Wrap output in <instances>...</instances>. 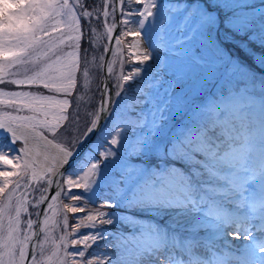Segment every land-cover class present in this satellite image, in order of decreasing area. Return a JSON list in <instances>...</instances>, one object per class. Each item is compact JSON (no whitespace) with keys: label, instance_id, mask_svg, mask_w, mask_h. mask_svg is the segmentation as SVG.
Returning <instances> with one entry per match:
<instances>
[{"label":"snow or ice","instance_id":"snow-or-ice-1","mask_svg":"<svg viewBox=\"0 0 264 264\" xmlns=\"http://www.w3.org/2000/svg\"><path fill=\"white\" fill-rule=\"evenodd\" d=\"M250 2L209 0L206 7L183 9V19L176 28L181 36L173 40L172 49L198 41L214 50L213 58L209 60L206 52L197 55L189 47L191 63L200 67L210 64L223 81V88H235L240 79L237 73H246L251 81L260 74L228 54L215 38L219 14L207 11L211 7L232 12L224 21L229 31L222 33L223 42L245 50L264 68V54L249 47V42L264 47V20L252 22L251 12L246 10ZM178 10L159 0H100L92 11L87 9L86 0H0V135L8 140L0 144V264H103L106 256L89 252L108 234L107 229L96 230L97 224L112 225L113 217L137 221L139 218L130 216L134 210L167 217L171 223H151L148 232L156 241L154 247L138 249L130 264H142L146 256L164 246L182 254L172 251L168 256L156 255V264H264V255L256 251L264 254V190L258 200L247 204L244 185L255 181L256 176L241 175L248 169L229 158L238 138L235 128L222 119V113H217L212 122L197 117L196 105L181 87L183 74L168 83L163 95L159 73L149 75L144 82L142 72H150L147 63L155 57L148 49H141L140 29L159 20L163 32L170 23V14ZM252 11L264 16V7ZM94 12L96 20L103 21V33L91 24ZM84 18H88L85 26L91 35L86 42L89 47L103 48L99 56L93 53L89 58L88 49L81 54ZM133 24L137 25L135 30ZM121 28L123 31H119ZM237 36H247V41L237 40ZM124 37L133 38L127 47L136 49L129 52L127 73ZM105 39L107 43L101 44ZM144 39L147 42L146 35ZM184 52L182 48L174 54ZM101 69L105 76L98 85L97 101L95 94H90V84L93 72ZM112 79L115 82L110 86ZM6 85L34 86L38 90H6ZM257 86L264 89L262 82L252 85ZM257 99L264 108V97H252L241 107H249ZM125 113L130 120L120 119ZM171 114L190 115L172 130L168 123ZM162 129L171 133L167 142L154 143ZM109 135L110 141L106 139ZM129 135L136 140L130 156L147 146L162 163L138 173L127 164L123 171L130 179L121 175L112 182L116 205L128 210L126 213L115 216L112 212L89 210L71 232L67 231V213H85L77 202H91L93 186L98 184L96 177L103 176L101 165L108 157L119 155L112 146H123ZM90 139L91 147L81 156V149ZM21 141L22 146L16 147ZM96 151L103 160L91 156ZM89 158L95 162L85 170ZM260 172L264 178V148ZM62 196L72 203L61 204ZM257 210L259 223L253 224L257 217L252 213ZM228 226H233L232 235L237 239L251 238L254 242L247 246V256L226 252L221 257L212 240L202 241L196 235L207 228L226 235L224 229ZM140 227L143 235V225ZM82 228L88 229L87 234L81 232ZM58 229L62 232L56 236ZM181 231L192 235L182 241Z\"/></svg>","mask_w":264,"mask_h":264},{"label":"rangeland","instance_id":"rangeland-1","mask_svg":"<svg viewBox=\"0 0 264 264\" xmlns=\"http://www.w3.org/2000/svg\"><path fill=\"white\" fill-rule=\"evenodd\" d=\"M159 2L163 4H167L172 8L180 9L174 13L170 14V23L165 26L164 31L162 32L159 25V20H157L155 25L146 23L145 29H140L142 36L146 35L147 42H145L146 48L153 53L155 57L150 62L147 63V68L150 69V72H142V75L145 78V83L147 82V78L151 74L159 73V75L163 78L160 84V93L163 95V89L168 86V83L175 79L178 74H183L184 80L181 82V87L185 89V92L188 97L191 98L192 104L196 105L194 111L197 113V117L204 121L212 122L217 118V113H224L223 109L226 106H229L231 99H238L239 90H242V94L245 96L252 97L257 94V97H264V89L257 87H252V85H256L257 82L264 83V68L259 67L257 63L254 61L253 56L248 55L245 50L241 49L235 44L227 43L225 44L222 40V33L229 31L225 28L224 21L226 16H231L232 12H225L219 8H211L207 7V11L209 12H217L219 14V26L215 30V38L220 41L223 48L227 50L228 54L233 58H238V60L245 65L247 68L253 70L255 73L260 74L258 76L253 77L251 81L248 80V76L246 73H237L236 75L240 77L236 81L235 88H223V81L220 76L216 74L211 65L209 64L207 67H200L191 63V53L187 51L190 47L193 51L196 52L197 55L202 52L207 53V58L211 60L213 58L214 50L207 47V45L202 44L198 41L186 42L184 45H177L175 49H172V42L174 39H177L181 36V33L176 31L178 25L181 24V21L184 16L183 9H190L193 5L199 6L201 8L206 7L209 4V0H159ZM100 3V0H92L91 7L87 8L89 11H92V8ZM264 7V0H251L250 6L246 9L251 12L252 22L254 24H258L260 20H264V16H260L258 12L252 11V9H259ZM80 11H83L80 9ZM88 18H84L82 20V56L83 50L88 49L89 58L94 53L99 56L103 53V48H93L89 47L88 41L91 38L90 33L87 31L85 26V21ZM108 22H112V17L108 18ZM91 24L93 27L97 28L98 33H103L104 28L101 26L103 21L98 22L96 20V13H93V17L91 18ZM135 25V24H133ZM131 25V27L133 26ZM137 26V25H136ZM120 31H123L121 28ZM211 29H208V32L211 33ZM256 31H259V28H256ZM163 36L164 39H160ZM237 40L247 41V36H237ZM124 59H125V67L124 71L127 73L130 68L128 66V62L131 60L129 56L130 49L127 47L128 44L133 42V38L124 37ZM101 44L107 43L106 39L100 42ZM149 44L152 45L149 48ZM156 45H160V47H156ZM249 47L257 54H264V47H260L258 44L249 42ZM115 48V47H114ZM185 49V52L181 55H175L174 52L180 51V49ZM172 49V50H170ZM83 64V61H82ZM142 68L144 66H141ZM23 71V69H21ZM116 71L119 72V66L117 65ZM79 75V74H78ZM101 80H103V70L93 72V80L90 84V94H95V98L98 101L100 99L98 92V85H100ZM114 79H112V83H114ZM6 90H38L36 87L29 88L28 86H15V85H6ZM243 88V89H242ZM42 90V89H39ZM129 94L132 93V85H129L128 88ZM153 92L156 89L152 90ZM177 91H180V88H177ZM242 96V95H241ZM250 100V99H249ZM248 100V101H249ZM256 101H253L254 104ZM256 109L254 107H238L237 109V118L236 120H224L235 128V134L242 139H238L234 144V152L229 154L230 159H236L238 164L244 168H247V172H242L241 175L249 176L255 174V181H248L245 185V191L243 195L248 198L247 204L251 205L253 200L259 199L256 197H260L262 190V185H264V178L261 177L260 172V162L262 157V148H264V126L259 129V132L254 133L248 127H246L245 118L252 119L254 116H258L260 113H264V108L261 107V101L257 99ZM255 106V105H254ZM119 111V110H118ZM246 111V112H245ZM250 115H248V114ZM83 115V113H82ZM172 119L168 121L169 125L172 126V130L175 129V125L182 124L188 120V115L184 116L171 114ZM261 115V114H260ZM120 119L130 120L131 117L125 113ZM237 121V123H236ZM108 124H111L112 121H108ZM81 125L83 126V120L81 121ZM123 127V125H120ZM258 130V129H257ZM170 131L166 133V130L162 129L161 132L154 138V143H166L167 139L170 136ZM49 138H52V134L48 133ZM252 135V136H248ZM263 135V137H262ZM259 138V139H256ZM107 140H111V136L109 135ZM8 140L4 138L2 135L0 136V144H7ZM23 142H18L19 147L22 146ZM107 147V144L104 145ZM136 147V140L133 136L129 135L128 139L124 143V145H113L112 148L118 150L119 155L117 157H108L105 164H102L103 176L97 175L96 179L98 181L97 185H94L95 195L92 196L91 202H77L80 207L85 208V213H67L69 227L67 231L71 232L72 227L76 225L79 219H82L84 215L87 214L89 210H100L105 212L115 213V216H120L123 213H126V210L123 207H118L116 205V199L112 194V182L114 180H119L121 175H124L125 180H129L130 177L127 173H124V166L127 164H131L137 170V173L141 169L150 170L154 166L158 167L162 161L159 157L154 153V151L147 146L144 147L143 151L138 155L130 156L129 153L132 152ZM102 150V149H101ZM92 157L103 160V157L99 156V152H92ZM95 162L93 159L89 158L87 164L85 165V170L90 163ZM82 175V173H81ZM134 183V182H133ZM122 186H125L122 184ZM73 191L79 193L82 190L74 189ZM61 204H71L72 201L69 198L61 197ZM111 204L112 207H108L107 205ZM234 211V209H232ZM250 211L249 209H246ZM30 211H35L30 208ZM255 215L257 219L253 220L255 224L259 223V210L256 213H252ZM130 216H135L139 218L137 221H132L130 218L128 221L117 220L115 217L114 223L112 225H101L97 224L96 230L107 229L108 234L103 237V239L95 242L92 248L89 249V252H94L101 256H106L107 259L103 261V264H108L109 261L112 264H130V261L136 254V251L141 247H149L155 245L156 241L154 237L149 235L148 228L151 223H156L161 226H166V224H170L171 221L167 219V217L162 218L160 215H151L145 211H132ZM35 218V217H33ZM107 218V217H106ZM62 219V217H61ZM258 222V223H256ZM141 224L143 225V235H140L141 232ZM233 229L230 226L224 229L226 235H220L216 229L207 228L201 229L196 235L203 240H212L216 245V251L220 253L221 257L224 254L237 251L240 254L248 255V245L254 243L251 238L248 240L237 239L232 235ZM254 234L255 233V230ZM62 230H57L54 235L58 236L61 234ZM82 233L87 234L88 229H81ZM180 234L182 236H191V233L181 231ZM258 235V234H257ZM135 236L136 239L133 240L132 237ZM225 241H228L225 244ZM258 242V241H256ZM72 246L70 245V248ZM75 247H80L79 245ZM167 246H164L158 250L154 254H149L144 258L142 264H156L155 256L160 255L161 257L165 255V249ZM257 255L260 254L258 249ZM179 252L175 250V253ZM131 253V254H130ZM92 258V257H89ZM164 264H169L168 261H164Z\"/></svg>","mask_w":264,"mask_h":264},{"label":"trees","instance_id":"trees-1","mask_svg":"<svg viewBox=\"0 0 264 264\" xmlns=\"http://www.w3.org/2000/svg\"><path fill=\"white\" fill-rule=\"evenodd\" d=\"M91 4H92V0H86V7L87 8L91 7ZM239 98H241V97H239ZM239 98L230 100V103L228 104L229 106H226V109H229L230 113L226 116H223L224 117V118H222L223 120H231L232 119L231 114H233V116H235L237 113L238 107L243 103V101H247L246 96L242 97V99H239ZM231 110H233V111H231Z\"/></svg>","mask_w":264,"mask_h":264},{"label":"bare ground","instance_id":"bare-ground-1","mask_svg":"<svg viewBox=\"0 0 264 264\" xmlns=\"http://www.w3.org/2000/svg\"><path fill=\"white\" fill-rule=\"evenodd\" d=\"M136 25H133L132 26V28L135 30L136 29ZM146 48V45H145V39H144V37L142 36V38H141V49H145ZM130 51L131 52H136V49L135 48H133V49H130ZM16 147H19V145H18V142H17V144H16ZM252 223L253 224H255L253 221H252ZM230 228L231 229H233V226H230ZM186 237V239L189 237V236H185ZM202 241H205V240H203L202 238H200ZM172 251H175V250H170L168 247H166V249H165V255L166 256H168V255H170V254H172ZM201 251H203V249H201ZM230 253H235V255L236 256H240V253L239 252H237V251H234V252H230ZM176 255H181L182 253L179 251V252H177V253H175Z\"/></svg>","mask_w":264,"mask_h":264},{"label":"water","instance_id":"water-1","mask_svg":"<svg viewBox=\"0 0 264 264\" xmlns=\"http://www.w3.org/2000/svg\"><path fill=\"white\" fill-rule=\"evenodd\" d=\"M117 19H121L120 17H117ZM119 31H120V29H119ZM118 34V32H114V35H117ZM114 46H115V44L113 43L112 44V47L114 48ZM108 59H110L111 57H107ZM104 76H105V72H104V70H103V79H104ZM111 84H112V81L110 80L109 81V85L111 86ZM92 139H95V134L93 135V137H92ZM92 139H90L85 145H84V147L81 149V156L84 154V152L87 150V148L91 145V143H92Z\"/></svg>","mask_w":264,"mask_h":264}]
</instances>
